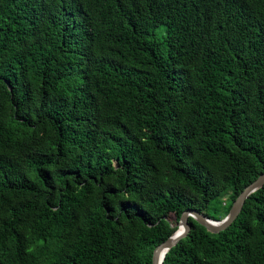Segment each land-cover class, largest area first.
<instances>
[{"label": "trees", "instance_id": "trees-1", "mask_svg": "<svg viewBox=\"0 0 264 264\" xmlns=\"http://www.w3.org/2000/svg\"><path fill=\"white\" fill-rule=\"evenodd\" d=\"M262 173L264 0H0V264H152ZM189 224L162 264H264V186Z\"/></svg>", "mask_w": 264, "mask_h": 264}, {"label": "water", "instance_id": "water-1", "mask_svg": "<svg viewBox=\"0 0 264 264\" xmlns=\"http://www.w3.org/2000/svg\"><path fill=\"white\" fill-rule=\"evenodd\" d=\"M264 186V173L260 174L252 183L247 185L243 191L238 195L236 200L233 202L229 213L226 217L221 220H214L205 214L195 210H185L177 224V228L174 232L160 245H158L152 256V264H162L166 253L175 246L182 238L186 237L190 232L189 219L192 218L197 221L200 225L204 226L211 233H218L228 228L231 223L237 218L242 210V207L246 199L261 189Z\"/></svg>", "mask_w": 264, "mask_h": 264}, {"label": "rangeland", "instance_id": "rangeland-1", "mask_svg": "<svg viewBox=\"0 0 264 264\" xmlns=\"http://www.w3.org/2000/svg\"><path fill=\"white\" fill-rule=\"evenodd\" d=\"M174 218V217H173Z\"/></svg>", "mask_w": 264, "mask_h": 264}]
</instances>
